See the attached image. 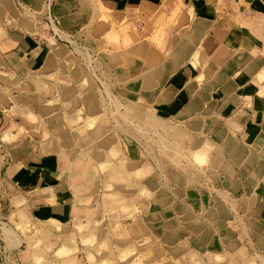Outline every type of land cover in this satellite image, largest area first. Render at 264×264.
Here are the masks:
<instances>
[{
  "label": "rangeland",
  "instance_id": "374dc122",
  "mask_svg": "<svg viewBox=\"0 0 264 264\" xmlns=\"http://www.w3.org/2000/svg\"><path fill=\"white\" fill-rule=\"evenodd\" d=\"M132 1L0 0V264H264V154L229 127L208 71L163 99L187 62L203 66L187 1ZM228 11L264 101V3ZM43 160L58 165L64 223L11 211L30 210Z\"/></svg>",
  "mask_w": 264,
  "mask_h": 264
},
{
  "label": "crops",
  "instance_id": "0c3cea01",
  "mask_svg": "<svg viewBox=\"0 0 264 264\" xmlns=\"http://www.w3.org/2000/svg\"><path fill=\"white\" fill-rule=\"evenodd\" d=\"M121 1L123 0H118V4L121 5L123 3ZM127 1L130 6L135 4L132 0ZM142 1H145V5L142 4V8L154 11V0ZM184 1H187L188 13L191 14L192 19L196 21L197 24L196 29L192 31L194 35L187 38L200 44L201 47L196 55L203 66L201 69L193 70L190 66V61L187 62L188 64L186 67L180 69L178 75L168 86L163 99L170 95L172 87L174 90L176 87L185 85V82L190 79L199 78L200 71L203 69L208 71L209 74L206 77L210 80L211 88H221V91L227 92V101L223 113L226 114L227 117L233 113L230 117L229 127L234 130L233 132L239 138H244V140L248 142L259 145L258 148L260 152L264 154V101L256 97L254 93L256 87L252 82H248V76H246L244 72L247 71L248 68V71L253 70L249 55L244 57V55H246L245 53L252 50V47H250V40L236 30L238 18L236 13L231 15L228 11L230 0ZM260 1L264 3V0ZM198 5L201 7L197 8ZM208 28H211L210 33H207ZM23 52L26 54L29 62L35 61L37 53H39L36 49L32 50L27 47ZM190 54H192V52ZM155 57L156 56H152L151 61L155 62L157 60ZM188 86H193L195 88L193 83ZM193 87L179 94L178 101L176 102H182L181 99L186 97L189 91L190 95H192ZM240 87H244L243 90H239ZM190 101L193 107L198 109L206 102V97L199 96L195 93L194 96L190 98ZM243 101H248L249 104L244 106ZM223 132L224 129L219 125L218 135H221ZM37 164L39 166V162ZM57 167L58 165L52 160L40 161L41 171L39 170L35 175L33 174V180L44 181L45 186L39 187L38 190L33 189L34 195L29 197L28 200L31 205L30 210L20 206V210L11 211L18 215H30L29 217L32 220H37V222L61 221L64 223L63 219L68 213V207L64 200L68 199V196L63 194L66 192L63 191L61 187L55 186L59 176L56 171ZM30 176H32V174H30ZM40 176L42 178H40ZM26 180L28 181L29 178ZM257 198L259 202L258 206L254 207V212L259 213L260 224L255 225L259 229L258 242L260 245L264 246V185L258 189ZM73 212L74 209L71 210L72 214ZM26 220L27 219L24 218L23 221H20V224L23 223L26 225Z\"/></svg>",
  "mask_w": 264,
  "mask_h": 264
}]
</instances>
